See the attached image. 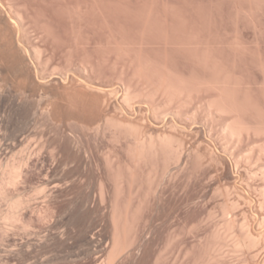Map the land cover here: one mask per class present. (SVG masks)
<instances>
[{
  "label": "rangeland",
  "instance_id": "374dc122",
  "mask_svg": "<svg viewBox=\"0 0 264 264\" xmlns=\"http://www.w3.org/2000/svg\"><path fill=\"white\" fill-rule=\"evenodd\" d=\"M0 10L6 19L12 22L15 41L17 39L16 42L19 41L27 51V65L35 80L38 79L36 83L45 82L48 91L55 90L63 94L66 91L65 96L76 92L71 96L73 98L76 95V99L73 98L76 101H72L69 95L68 98L72 102L69 103L67 97L56 102L52 95L47 94L45 88H37V85L34 86L26 78H22L24 73L17 68L12 70L14 68L11 69L1 61L4 55L0 52V70L7 69L6 72L3 71V76L1 74V79L8 84L5 83L4 91L12 90L11 93L6 91V102H0V112L7 118H3L7 122L2 129L3 134L1 131V142L11 145L16 139L24 141L22 149L19 148L15 155L11 156V159L16 157L15 160L28 153V146L33 149L41 144L44 147L46 145L44 150L48 159L44 169L48 175H55V179L52 175H47L46 178V173L41 178V174L37 173L35 175L37 179L40 177V180L35 181L40 184L41 179L53 178L55 185L53 183L49 189L59 184L61 190L58 199L48 207L43 203L41 194L37 193L42 188L45 192L49 191L48 186H24L22 183L13 188L17 193L22 192L28 200L32 199L30 202L32 201L33 205L29 220L26 221L30 229H19L20 224L17 227L11 226L14 228L11 234L15 233L11 238L13 245L27 243L26 250H31L32 255L25 259L26 262L15 258L10 263L103 264L114 242L113 231L117 229L124 251L122 249V254L117 255V259L111 264H264V223L260 220L264 215V206L258 201L262 198L260 190L263 180L260 168L257 167L264 165V155L257 157L255 150L256 157H253L251 162L246 159L251 149L248 145L262 142L264 144V131L261 129H264V0H0ZM15 11L20 13L14 16ZM5 26L0 24V31L5 29ZM24 31L29 32L27 36ZM22 34L25 36L24 41ZM34 45L37 49L38 46L41 47L43 55L41 52V55L35 54ZM38 58L40 62L47 64L46 67L38 62ZM41 67H45L43 70H47L46 73H42ZM23 71L27 72L24 68ZM38 74L45 76L44 79ZM23 79L24 83L21 81ZM180 86L184 87L180 89ZM99 87L101 91L115 89L116 95L104 97L100 92L97 93L100 91ZM169 87L174 90L175 87L184 89L185 92H174L172 89L171 95ZM89 88L92 92L94 89L98 90L92 94ZM125 88L134 92L136 101H131L132 105L128 107L123 100ZM228 91L232 94L227 93ZM13 93L16 94L14 97ZM19 93L30 98L26 109L22 111L16 109L14 104ZM177 93L181 94L178 96ZM225 93L232 96L230 99L228 96L229 104L226 103L230 112L226 109L223 112L224 109L221 108ZM9 96L12 97L8 100ZM11 99L14 101L11 102ZM70 104L74 105L73 108ZM153 107L158 110H153ZM254 108L256 111H253ZM118 109L125 114V118ZM27 112L33 113V116L28 118ZM49 113H52V116L48 117ZM107 115L125 122L123 132H117L116 128L104 124ZM212 116L216 118L213 120ZM238 117L244 121L241 122L243 125L248 124L256 129L261 126L263 133L258 135L261 131L258 130L257 133V130L253 131V128L247 127L251 136L249 132L245 133V143L229 141L224 136L221 123H227V120L232 123V119L235 122ZM220 119L227 120L223 122ZM129 120H132V123ZM128 123L139 127L137 129L141 131L134 129L136 134L155 133L157 136L174 133L168 134L170 137L175 136L172 137L173 140L183 138V149L181 148L179 153L181 156L175 158L178 161L175 162L174 156L170 155L172 162L168 159L171 164H167L170 166L168 171L163 170L165 163L161 162L165 157H159L160 161L155 160L158 158H154L155 161L147 158V164L142 161L144 158L141 161L136 158L135 161L136 156L133 157L132 153L135 151L133 141L137 135H133V130V133L129 131ZM23 147L26 150L24 154ZM18 151H21L22 157L18 155ZM197 156L198 159L195 158ZM128 173L132 174V177ZM247 177H250V180ZM133 178L135 179L132 180ZM117 183L119 186L124 184L122 186L125 188V194L121 190L122 186L119 188ZM119 189L121 196L117 192ZM240 193L244 197L246 195L252 203L239 196ZM127 198L131 200L127 202ZM115 200L119 201L121 209H126L122 207L125 203L133 209L132 211L128 207L126 211L129 210L130 217H125L127 220L124 218L122 224L112 220L111 206L116 203ZM1 203L0 206L3 204ZM40 203L43 205L40 206ZM2 207L6 209L7 205L3 204ZM246 219L250 222L246 223ZM237 220L239 223L242 220L246 222H237L240 227L233 226ZM228 222L234 224L228 225ZM245 225H248L247 228ZM258 225L263 228H257ZM223 228L224 230H221ZM238 230L256 236L262 234L260 246H251V250L250 247L239 244L238 240L243 241V234ZM220 233L223 234L220 236ZM41 238L43 241L50 239L49 243L52 244H49L47 249H40L38 245L41 244ZM220 238L222 239L219 240ZM29 243H32L30 247L34 246V251L33 248L30 249ZM2 244L1 242L0 245ZM3 245L0 246V259L6 256V252L8 255L10 250L18 248L13 246L10 249ZM246 247L251 251L246 250ZM37 250L39 251L36 252Z\"/></svg>",
  "mask_w": 264,
  "mask_h": 264
},
{
  "label": "bare ground",
  "instance_id": "6f19581e",
  "mask_svg": "<svg viewBox=\"0 0 264 264\" xmlns=\"http://www.w3.org/2000/svg\"><path fill=\"white\" fill-rule=\"evenodd\" d=\"M15 12H17V13H15ZM14 13H13V15L14 14H17L18 15V13H20V11H15ZM15 16V15H14ZM21 16V15H20ZM22 16L24 17V15L22 14ZM22 16H21V18H22ZM12 17V16H11ZM7 17H5L2 13H1V10H0V24L3 26V24H4V26L6 27L5 29H2L1 31H0V52L1 53H3V58L1 59V61H3V62H5L6 63V65L8 66V67H10L11 69L12 68H14V69H12V70H14L15 71V69L17 68V70L18 71H21V73H24L23 74V77L22 78H26V80H28L29 81V83H31V84H33L34 86H36L37 85V88H42V89H46V83L45 82H41V83H36L37 81L36 80H38V79H36L35 80V78H34V74L31 72V70L29 69V65H27V51L25 50V49H23L22 48V46L19 44V41H18V43L16 42L17 41V39H16V41H15V32H14V28H13V26H12V22L10 23L7 19H6ZM9 18V17H8ZM14 18V17H13ZM12 18V19H13ZM17 18H19V16L17 17ZM9 19H11V18H9ZM15 19V18H14ZM22 19H24V18H22ZM22 19H20L19 18V20H21L22 21ZM17 20V19H16ZM18 20V21H19ZM11 21V20H10ZM23 21H26V20H23ZM20 22V21H19ZM22 23V22H21ZM19 25H20V23H18ZM14 25V24H13ZM16 25V24H15ZM22 25H24V24H22ZM21 25V27L22 28H24L23 26ZM25 26H26V24H25ZM15 27V26H14ZM20 27V26H19ZM4 28V27H3ZM21 28V29H22ZM25 28H27V27H25ZM16 29V28H15ZM24 30V29H23ZM23 30H22V33H23ZM27 29H25V31H26ZM17 31V30H16ZM19 31V30H18ZM17 31V32H18ZM24 31V32H25ZM28 32V31H27ZM27 32H25L24 33V35L25 36H27ZM29 33V32H28ZM16 35H17V33H16ZM25 36H23V34L21 35V37L23 38V40L22 41H24L25 40ZM29 36H30V34H29ZM20 37V38H21ZM18 38H19V36H18ZM29 38V37H28ZM21 40V39H20ZM21 43V42H20ZM35 46V45H34ZM32 46L33 47V49L36 47V49L34 50L35 51V54L37 53V54H40V52H41V47L40 46H38V48L40 49V51H39V49H37V46ZM26 47V46H25ZM33 49H32V51H33ZM43 50V49H42ZM26 51V52H25ZM29 51V50H28ZM41 54L43 55V53L41 52ZM40 54V55H41ZM31 55V54H30ZM37 57V56H36ZM42 58H43V56H41ZM36 61H37V59H36ZM38 62H40V60H39V58H38ZM4 63V64H5ZM41 64L43 63V62H40ZM39 63V64H40ZM45 64V62L43 63V65ZM46 65L47 64H45L44 66L46 67ZM150 65V64H149ZM5 66V65H4ZM42 66V65H41ZM151 66V65H150ZM21 68V70L20 69H18V68ZM44 67V68H45ZM144 67V66H143ZM152 67V66H151ZM2 68V67H1ZM23 68L27 71V72H24L23 71ZM42 68V67H41ZM44 68H42V69H40V70H43ZM160 68V67H159ZM3 69V68H2ZM10 69V70H11ZM57 70H58V68H56ZM55 69V70H56ZM151 69V68H150ZM5 70V72H6V70L7 69H3V70H0V102H2L3 100H4V96H5V93H6V91H4V89H5V83L7 84V82L3 79H1V74H2V76H3V71ZM16 70V71H17ZM17 71V72H18ZM23 71V72H22ZM44 71H45V73H46V71L47 70H43V72L42 73H44ZM160 71V70H159ZM10 72V71H9ZM8 72V73H9ZM12 72V71H11ZM13 73V72H12ZM16 73V72H15ZM39 73H41V71L39 72ZM5 74V73H4ZM18 74V73H17ZM16 74V75H17ZM20 74V73H19ZM135 74V73H134ZM137 74V73H136ZM139 74V73H138ZM172 74V73H171ZM9 75V74H8ZM39 75V74H38ZM42 75V74H41ZM46 75V74H45ZM160 75V74H159ZM6 76V75H5ZM36 76H37V74H36ZM40 76V75H39ZM66 76H68V75H66ZM154 76V75H153ZM164 76V75H163ZM13 77V76H12ZM20 76H18V78H19ZM41 77V76H40ZM39 77V78H40ZM42 77H43V79H44V77L45 76H43L42 75ZM41 77V78H42ZM169 77V76H168ZM5 78V77H4ZM38 78V77H37ZM74 78V77H73ZM72 78V79H73ZM178 78V77H177ZM181 78V77H180ZM9 79V78H8ZM17 79V78H16ZM77 79V78H76ZM163 79V78H162ZM6 80H7V77H6ZM25 80V82H27ZM42 80V79H41ZM60 80V79H59ZM59 80H57V81H59ZM172 80V79H171ZM23 83H24V79L23 80H21ZM44 81V80H43ZM56 81V82H57ZM61 81V80H60ZM74 81V80H73ZM73 81H71L72 83H73ZM80 81V80H79ZM156 81V80H155ZM158 81V80H157ZM166 81V80H165ZM165 81H163V82H165ZM182 81H184V80H182ZM21 82V83H22ZM39 82V81H38ZM55 82V83H56ZM70 82V81H69ZM75 82V81H74ZM162 82V81H161ZM168 82V81H167ZM177 81H175V83H176ZM185 82V81H184ZM192 82V81H191ZM9 83V82H8ZM22 83V84H23ZM28 83V82H27ZM45 83V84H44ZM61 83V82H60ZM80 83H81V81H80ZM83 83V82H82ZM194 83V82H193ZM9 84H11V83H9ZM51 84H53V83H51ZM155 84V83H154ZM154 84H153V87H154ZM165 84V83H164ZM188 84V83H187ZM8 85V84H7ZM32 85V86H33ZM48 85V84H47ZM54 85V84H53ZM52 85V86H53ZM59 85V84H58ZM74 85V84H73ZM87 85V84H86ZM126 85V84H125ZM173 85V84H172ZM181 85H183V83L181 84ZM14 86V85H13ZM51 86V85H50ZM59 86H61V85H59ZM58 86V87H59ZM82 86H83V84H82ZM127 86V85H126ZM131 86V85H130ZM175 86V85H174ZM202 86V85H201ZM9 87H11V86H9ZM48 87V86H47ZM55 87V86H54ZM93 87V86H92ZM162 87L163 86H161V89H162ZM167 87V86H166ZM165 86H164V88H166ZM181 87L182 86H180L179 88L181 89ZM184 87V86H183ZM182 87V88H183ZM49 88H51V87H49ZM64 87H62V89H63ZM84 88V87H83ZM90 88H91V86H90ZM90 88H89V91H90ZM94 88V87H93ZM100 88V87H99ZM130 88H132V87H130ZM155 88V87H154ZM169 88H171V87H169ZM179 88H177V87H175V90H177V91H175L174 90V88L172 87L169 91V93H171L173 90H174V92H178V90H179V92H183L184 91V89H182V90H180ZM8 89V88H7ZM13 89V88H12ZM48 89V88H47ZM46 89V90H47ZM54 88H52V90H53ZM58 89V88H57ZM65 89V88H64ZM107 89V88H106ZM157 89H158V87H157ZM173 89V90H172ZM190 89V88H189ZM50 90V89H49ZM66 90V89H65ZM97 90H98V88H97ZM97 90H93V92L94 91H97ZM100 91H98L97 93H101V95L103 94L104 95V97L106 96H114V95H116V94H114L115 93V89H108V90H103L102 89V91H101V88L99 89ZM125 90H126V92H125V95H124V97H125V99H123L124 100V102H125V104L127 103L128 105H127V107L131 104V101H134V92L132 93L131 92V90L130 89H127V88H125ZM164 90V89H163ZM166 90V89H165ZM164 90V91H165ZM168 90V89H167ZM48 91V90H47ZM67 91H69V90H67ZM135 91V90H134ZM149 91H151V88H150V90ZM162 91V90H161ZM164 91H163V93H164ZM8 93H11L12 92V90L9 92V91H7ZM14 92V91H13ZM63 92V91H62ZM78 92V91H77ZM92 94H93V92L92 91H90ZM89 92V93H90ZM120 92V91H119ZM139 92V91H138ZM146 92V91H145ZM153 92V91H152ZM167 92V91H166ZM185 92V91H184ZM219 92V91H218ZM226 92V91H225ZM229 92H231V91H228L227 93H229ZM236 92H238V91H236ZM65 93H66V91H65ZM63 94V93H59L58 91H48L47 92V94H49L50 96L52 95L54 98H55V100H56V102L57 101H59V100H64V98H68V96L70 95V93H69V95L68 96H65V95H67V94ZM73 93L75 94L76 92H74L73 91ZM72 93V94H73ZM140 93V92H139ZM158 93H160L159 91H158ZM162 93V92H161ZM173 93V92H172ZM172 93H171V95H172ZM227 93H225L224 94V99H222V102H221V105H223V107H221V108H223L224 109V111L223 112H225V109L226 110H228L229 109V107H227L226 106V103H228V100L230 99V97H232L231 95H229V94H232V93H229V94H227ZM248 93V92H247ZM14 94V95H13ZM12 95H13V97L16 95L15 93H13ZM70 95L69 96V98L71 97V96H73V95ZM136 94V93H135ZM140 94H142V93H140ZM156 94V93H155ZM181 94V93H180ZM180 94H178L177 93V95L179 96ZM9 95H11V94H9ZM164 95V94H163ZM173 95H175V93L173 94ZM182 95H183V93H182ZM181 95V96H182ZM190 95V94H189ZM8 96V95H7ZM76 96V95H75ZM75 96L73 97V98H75ZM154 96H156V95H154ZM183 96H185V95H183ZM228 96H229V99H228ZM10 97H12V96H9V98H8V100L10 99ZM17 101L15 100H10L11 102H13L14 101V104H15V106L17 107L16 109H18V110H20V111H22V110H25L26 109V105H27V101H28V99L30 100V98L28 97V96H23V93L21 94V93H19L17 96ZM16 97L14 98V99H16ZM52 97V98H53ZM103 97V98H104ZM123 97V96H122ZM122 97H121V100H122ZM123 97V98H124ZM138 97V96H137ZM142 97V96H141ZM146 97V96H145ZM165 97H167L168 98V96H165ZM193 97V96H192ZM248 97V96H247ZM6 98V97H5ZM68 98V99H69ZM72 97H71V99H73ZM139 98V97H138ZM148 98H149V96H148ZM221 98V97H220ZM240 98V97H239ZM242 98H244V96L243 97H241V100H242ZM59 99V100H58ZM76 99V98H75ZM137 99V98H136ZM192 99V98H191ZM232 99V98H231ZM246 99H248V98H246ZM106 100H107V98H106ZM190 100V99H189ZM235 100V99H234ZM233 100V101H234ZM5 102H6V100H4ZM3 101V102H4ZM69 101V103L70 102H72V101H76V100H68ZM103 101V100H102ZM111 101V100H110ZM109 101V102H110ZM171 101V100H170ZM192 101V100H191ZM221 101V100H220ZM2 102V103H3ZM9 102V101H8ZM66 102V101H65ZM134 102H136V101H134ZM179 102H181V101H179ZM239 102V101H238ZM73 103H75V102H73ZM77 103V102H76ZM75 103V104H76ZM103 103V102H102ZM105 103H106V101H105ZM111 103V102H110ZM123 103V102H122ZM121 103V104H122ZM174 103H176V102H174ZM186 103V102H185ZM236 103V102H235ZM241 103H243L242 101H241ZM5 104V103H4ZM3 104V105H4ZM13 104V103H12ZM11 104V105H12ZM57 104V103H56ZM61 104V103H60ZM112 104V103H111ZM179 104H181V103H179ZM217 104V103H216ZM229 104V103H228ZM253 104V106H254V103H252ZM251 104V105H252ZM8 105H10V104H8ZM71 105V104H70ZM132 105V104H131ZM136 105V104H135ZM232 105V107H233V104H231ZM230 105V106H231ZM238 105V104H237ZM251 105H248V106H251ZM6 106V105H5ZM14 106V105H13ZM58 106V105H57ZM63 106V105H62ZM65 106V105H64ZM68 106V105H67ZM72 107L71 108H73V104L71 105ZM108 106H110V105H108ZM107 106V107H108ZM126 106V105H125ZM226 108H225V107ZM252 106V107H253ZM106 107V106H105ZM106 107V108H107ZM113 107H115L114 105H113ZM124 107V106H123ZM122 107V108H123ZM142 107V106H141ZM205 107H207V106H205ZM231 107V108H232ZM235 107H236V105H235ZM6 108V107H5ZM12 108V107H11ZM109 108V107H108ZM112 108V107H111ZM134 108V107H133ZM154 108H156V107H153V110H154ZM212 108H214V107H212ZM228 108V109H227ZM237 108V107H236ZM243 108V107H242ZM242 108H241V110H242ZM246 108V107H245ZM2 109V108H1ZM65 109V108H64ZM64 109H62V110H64ZM115 109H116V107H115ZM121 109V108H120ZM126 109V108H125ZM157 110H158V108H156ZM222 109V110H223ZM12 110V109H11ZM109 110V109H108ZM107 110V111H108ZM119 110V109H118ZM117 110V111H118ZM122 110V109H121ZM127 110V109H126ZM129 110V109H128ZM140 110V109H139ZM181 110V109H180ZM179 110V111H180ZM7 111V110H6ZM5 111V112H6ZM14 111H16L17 112V110H14ZM106 111V112H107ZM113 111V110H112ZM116 111V112H117ZM120 111V110H119ZM221 111V110H220ZM229 111V110H228ZM232 111V110H231ZM250 111V110H249ZM253 111H256L255 110V108L253 109ZM252 111V112H253ZM34 112V111H33ZM114 112V111H113ZM120 112H122V111H120ZM119 112V113H120ZM140 112V111H139ZM158 112V111H157ZM230 112V111H229ZM11 113H13V112H11ZM111 113V112H110ZM123 113V112H122ZM179 113H181V111L179 112ZM182 113H184V112H182ZM232 113V112H231ZM263 113V112H262ZM0 114H1V112H0ZM34 114H36V112L34 113ZM108 114V113H107ZM124 114V113H123ZM123 114H121V115H123ZM145 114V113H144ZM223 114V113H222ZM240 114H241V112H240ZM256 114V113H255ZM4 115V114H3ZM9 115H10V113H9ZM109 115V114H108ZM107 115V117L106 118H104V121H105V125L107 124V125H109V126H111V127H114V128H116V131L117 132H120V130H122V132H123V129L122 128H124V124H125V122L123 123V121H119L120 119H118L117 120V118H114V117H109ZM140 115H141V113H140ZM143 115V114H142ZM159 115H160V113H159ZM11 116V115H10ZM9 116V117H10ZM33 116V113H28L27 112V117L28 118H31ZM50 116H52V113H49L48 114V117H50ZM106 116V115H105ZM114 116V115H113ZM117 116H118V114H117ZM136 116V115H135ZM158 116V115H157ZM161 116V115H160ZM166 116V115H165ZM241 116V115H240ZM253 116V115H252ZM264 116V115H263ZM5 117V118H4ZM8 117V116H7ZM119 117V116H118ZM142 117V116H141ZM213 117V116H212ZM227 117V116H226ZM7 119L6 118V116L4 115V116H2V114L0 115V203H1V201H2V203L6 206L7 205V208L5 209V208H3L2 207V205L0 206V240H1V242L4 244V243H7V244H4L5 246H8V247H10V249H11V247L13 248V246H15V247H18V248H16V250L14 249V250H10V253H8V255H7V252H6V256H3L1 259H0V264H13V263H10V262H12L13 260H15V258H18V259H22V261L24 260L25 261V259L27 260V258H30V254L32 255V253L30 252L31 250H26V248H28V244L27 243H22V244H19L18 242H17V244H19V245H13V240H12V238H11V236H13L14 234H11V232L14 230V228L12 229L11 228V226H16L17 227V225L18 224H20V226L18 227L19 229H20V227H22L21 229L22 230H26L27 228H28V224H26V221H27V219L29 218V215H30V209L32 208V201L30 202V200H32V199H27V197L25 196H23V194H22V192H20V193H17L16 191L17 190H13V188L14 187H16L17 185H22V183L24 184V186L26 185V186H30V185H33V184H39L38 182V179L40 180V177L37 179V175H39V174H41L40 176H41V178L43 177L42 175L44 174V173H46L45 175H46V178H47V172H45V169H44V165H46L45 163L47 162V157L45 156V153H46V151L44 150L45 149V147H46V145H45V147L41 144V146H43V147H41L40 145V147H33V149L32 148H30V147H32V146H28V148L29 149H27L26 148V150H29L28 151V153L26 154V155H24L23 157L22 156H20V152H19V156L20 157H22V158H20L19 159V157H18V159L19 160H15L16 159V157H14L15 159H11V156H12V154H14L19 148H21V146H24L23 145V142L21 141V140H15V142H12L11 143V145H8V144H3L2 142H1V131H2V129L5 127L4 125L6 124L5 122H7V120L5 121L4 119ZM102 118V117H101ZM122 118V117H121ZM123 118H125V114H124V117ZM144 118H145V116H144ZM158 118V117H157ZM157 118H155V119H157ZM214 118H216V117H213V120H214ZM233 118V117H232ZM250 118V117H249ZM257 118V117H256ZM133 119V118H132ZM159 119V118H158ZM231 119V118H230ZM251 119V118H250ZM262 119V118H261ZM125 120V119H124ZM140 120V119H139ZM220 120H222V119H220ZM225 120H227V119H223L222 121L223 122H225ZM238 120H240V121H238ZM238 120H236L235 122H233V119H232V123H230L229 122V120H227V123L225 122V123H221V124H223V127H222V129H223V132H224V136H226L227 137V139H229V141L231 140V142H234V141H237V142H239V143H243L245 140L244 139H246L245 138V133H248L250 136H251V132L249 131V129L247 128V127H249V128H251V125H249L248 126V124L245 126V125H243L242 123H244V121H241V119H240V117H238ZM256 120V119H255ZM258 120V119H257ZM259 120H260V117H259ZM130 121V120H129ZM132 121V120H131ZM130 121V122H131ZM141 121V120H140ZM139 121V122H140ZM147 121V120H146ZM129 122V123H130ZM144 122H145V120H144ZM242 122V123H241ZM259 122V121H258ZM263 122V121H262ZM128 123V124H129ZM132 123V122H131ZM136 123V122H135ZM142 123V122H141ZM261 123V122H260ZM264 123V122H263ZM8 124V123H7ZM127 124V125H128ZM143 124V123H142ZM135 125V124H134ZM146 125V124H145ZM256 125V124H255ZM254 125V126H255ZM259 126V125H258ZM264 126V125H263ZM110 127V128H111ZM129 127V128H128ZM128 129H129V131H131L132 132V130L135 132V133H133V135L135 136V135H137L136 137H135V141H133V142H135V143H133V144H135V147H134V153H132L133 155V157L134 156H136V157H134L135 158V161H137V159H139V161H141V159H143L142 161H146V159L147 158H152V160L153 161H155V160H157V161H160V159L161 158H164V160L162 161V159H161V162L165 165V167H164V169L163 170H165L166 171V169H167V171H168V167H170L169 165H167V164H170L171 162H172V157L175 159V158H179V156H181V155H179V153H181L180 151H181V148H182V146H183V141H182V139H181V137H180V140H179V138L177 139V138H175L174 140L172 139V137L174 136V135H172L171 137H170V135L171 134H174V133H167V134H163V135H155V133H154V135L152 134V135H150V134H139V132H137L138 134H136V131H138L139 129H137V128H139V127H137L136 128V125L135 126H133L132 124L130 125H128ZM143 128H144V126H142ZM142 127L140 128V129H142ZM148 127V126H147ZM175 127V126H174ZM179 127V126H178ZM260 127L261 126H259V129L257 128H254V127H252L251 129L253 130V131H255V130H257V133L259 132V131H261V133H258V135L260 134H262L263 133V131H264V129H263V127L260 129ZM6 128H7V126H6ZM126 128V127H125ZM126 128V129H127ZM136 128V129H135ZM170 128V127H169ZM172 128H173V126H172ZM131 129V130H130ZM136 131H135V130ZM145 130H146V128H144ZM149 129V128H148ZM171 129V128H170ZM177 129V128H176ZM175 129V130H176ZM5 130V129H4ZM112 130H113V128H112ZM115 130V129H114ZM144 130V131H145ZM152 130V129H151ZM158 130V129H157ZM182 130H183V128H182ZM251 130V131H252ZM259 130V131H258ZM125 131H127V132H129L128 130H125ZM139 131H141V130H139ZM143 131V132H144ZM149 131H150V129H149ZM155 131V130H154ZM174 131V130H173ZM172 131V132H173ZM177 131V130H176ZM179 131H180V129H179ZM252 131V132H253ZM117 132H115L116 134H117ZM130 132V133H131ZM146 132H147V130H146ZM113 133H114V131H113ZM131 133V134H132ZM151 133H152V131H151ZM256 133V132H255ZM2 134H3V131H2ZM116 134H114V136L116 135ZM120 135H122L121 133H119ZM126 135L128 134V133H125ZM159 134V133H158ZM168 134H170V135H168ZM222 134V133H221ZM264 134V133H263ZM119 135V136H120ZM168 135V136H167ZM253 135H254V133H253ZM117 136V135H116ZM115 136V137H116ZM256 136V135H255ZM254 136V137H255ZM14 137V136H13ZM20 137V136H19ZM118 137V136H117ZM122 137V136H121ZM130 137H131V135H130ZM133 137V136H132ZM175 137V136H174ZM173 137V138H174ZM15 138H17V136L15 137ZM6 139V138H5ZM10 139V138H9ZM13 139V138H12ZM19 139V138H18ZM117 139V138H116ZM177 139V140H176ZM3 140V139H2ZM117 140H119V139H117ZM124 140V139H123ZM127 140V139H126ZM176 140V141H175ZM179 140V142H177ZM5 141V140H4ZM14 141V140H13ZM120 141H121V139H120ZM128 141H130V140H128ZM228 141V140H227ZM8 142L10 143V140H8ZM7 142V143H8ZM248 142V141H247ZM178 143V144H177ZM245 143V142H244ZM263 143V142H262ZM262 143H259V144H251V145H253V146H250V145H248L249 147H251V149H249V153L248 152H246V153H248L247 155H246V159L248 160V162H251V160H253L252 158L253 157H256L255 155H254V152H255V150H257V152H256V154H257V157H261V156H263L264 155V144H262ZM176 144V145H175ZM229 144V143H228ZM231 144V143H230ZM130 146H131V144H129ZM239 145V144H238ZM132 146H134V145H132ZM131 146V147H132ZM247 146V147H248ZM27 147V146H26ZM236 147V146H235ZM239 147V146H238ZM22 149V148H21ZM20 149V150H21ZM30 149H32V150H30ZM132 149V148H131ZM183 149V148H182ZM25 149H24V147H23V154H24V152L26 151ZM194 150V149H193ZM45 151V152H44ZM231 151V150H230ZM245 152V151H244ZM196 153H197V151H196ZM243 153V152H242ZM131 154V153H130ZM194 154V153H193ZM15 155V154H14ZM172 157H171V156ZM178 155V156H177ZM196 155V154H195ZM244 155V154H243ZM51 156V155H50ZM49 156V157H50ZM131 156V155H130ZM131 156V157H132ZM242 156V155H241ZM13 157V156H12ZM159 157H161V158H159ZM168 157H171V158H168ZM243 157V156H242ZM52 158V157H51ZM137 158V159H136ZM154 158H158V159H155L154 160ZM195 158H197L198 159V156L197 157H195ZM168 159H169V162L170 163H168ZM177 159H175L176 161L175 162H177L178 160ZM148 160V159H147ZM151 160V159H150ZM167 162H166V161ZM180 160V159H179ZM237 160H238V158H237ZM50 161V160H49ZM138 161V162H139ZM156 161V162H157ZM174 161V160H173ZM258 161V160H257ZM254 162H255V160H254ZM146 163V162H145ZM151 163V162H150ZM150 163H149V166H150ZM157 163H159V162H157ZM179 163V162H178ZM256 163V162H255ZM254 163V164H255ZM48 164V163H47ZM135 164H137V163H135ZM141 165H142V162L140 163ZM147 164V163H146ZM159 164H161V163H159ZM159 164H157V165H159ZM254 164H252V165H254ZM53 165V164H52ZM51 165V166H52ZM109 165V164H108ZM133 165H134V163H133ZM151 165H153V164H151ZM155 165H156V163H155ZM154 165V166H155ZM167 165V166H166ZM171 165V164H170ZM153 166V167H154ZM237 167H238V165H236ZM235 166V167H236ZM140 167V166H139ZM258 168H260V171H261V174H262V180H263V185H261L262 186V188H261V190H260V192H261V196H262V198L261 199H259L258 201H260V205H262V206H264V165H260V166H257ZM132 168H134V167H132ZM132 168H130V169H132ZM253 168V167H252ZM50 169V168H49ZM48 169V170H49ZM255 169V168H254ZM253 169V170H254ZM47 170V169H46ZM47 170V171H48ZM53 170V172H54V169H52ZM259 170V169H258ZM117 171H119L120 172V170H117ZM127 171V170H126ZM129 171V170H128ZM250 171V170H249ZM50 172H52V171H50ZM52 172V173H53ZM130 172H131V170H130ZM133 172H134V169H133ZM38 173V174H37ZM49 173V172H48ZM116 173V172H115ZM164 173H166V172H164ZM164 173H163V175H164ZM250 173V172H249ZM253 173V172H252ZM35 174H37V175H35ZM50 174V173H49ZM54 174V173H53ZM118 174V173H117ZM116 174V175H117ZM129 174V176L131 175V177H132V174H130V173H128ZM254 174H256V172H254ZM44 175V176H45ZM50 175H52V174H50ZM50 175H48V177L50 176ZM135 175V174H134ZM36 176V177H35ZM53 176V175H52ZM52 176H50V177H52ZM55 176V175H54ZM53 176V177H54ZM119 176H121V173H120V175ZM256 176V175H255ZM123 177H125V176H123ZM130 177V178H131ZM134 177V176H133ZM150 177V176H149ZM45 178V177H44ZM116 178H117V176H116ZM120 178V177H119ZM250 178V177H249ZM248 177H247V179H249ZM37 179V180H36ZM52 179V180H51ZM51 179H47V180H45V179H41V181H40V184H43V185H46V186H48V190L49 191H44L43 190V188L40 190V191H38L37 193L38 194H41L40 196H42L41 198H42V200L44 199V201H43V203H45L48 207H49V205L50 204H52V202H54V201H56L57 199H58V197L60 196V191L61 190H59V184H57L58 186H55L53 189H49L51 186L50 185H52L53 183V185H55V182L53 181L54 179H55V177H54V179L53 178H51ZM127 179V178H126ZM135 178H133L132 180H134ZM38 181V182H36V181ZM123 180H125V178L123 179ZM132 180H131V184H132ZM250 180V179H249ZM34 181L36 182V183H34ZM114 181H117V180H114ZM121 181V180H120ZM244 181V180H243ZM118 182V181H117ZM125 182V181H124ZM249 182V181H248ZM21 183V184H20ZM127 183H128V185L129 186H131L130 184H129V181H127ZM40 184H39V186H40ZM118 184V187L120 188L122 185H124V184H122V185H120L119 186V183H117ZM120 184H121V182H120ZM126 184V183H125ZM127 184H126V186H128ZM246 185V184H245ZM250 185V184H249ZM249 185H247V187L249 186ZM23 186V187H24ZM50 186V187H49ZM115 186H117V185H115ZM125 186V187H126ZM22 187V188H23ZM37 187V186H36ZM36 187H33V188H36ZM43 187V186H42ZM118 187H117V189H118ZM252 187V186H251ZM250 187V188H251ZM19 188V187H18ZM17 188V189H18ZM28 188V187H27ZM45 188V187H44ZM47 188V187H46ZM52 188V187H51ZM103 188V187H102ZM129 188V187H128ZM37 189V188H36ZM36 189H34V190H36ZM40 189V188H39ZM38 189V190H39ZM61 189V188H60ZM123 189H125V188H123V186L121 187V190H123ZM132 189V188H131ZM247 189V188H246ZM22 190H24V189H22ZM47 190V189H46ZM129 190V189H128ZM229 190V189H228ZM251 190V189H250ZM120 191V189L119 190H117V192H119ZM252 191V190H251ZM256 191V190H255ZM18 192H19V189H18ZM34 192V191H33ZM116 192V193H117ZM122 192V191H121ZM125 192V190H123V193ZM227 192V191H226ZM232 192H233V190H232ZM232 192H230L231 194H232ZM237 192H238V190H237ZM240 192V191H239ZM246 192V191H245ZM259 192V193H260ZM103 193H104V191H103ZM120 193V192H119ZM229 193V194H230ZM234 194H235V192H233ZM242 193V192H241ZM240 193V195L239 196H242V194ZM259 193H258V195H259ZM118 194V193H117ZM116 194V195H117ZM125 194V193H124ZM133 194V193H132ZM239 194V193H238ZM28 195V194H27ZM30 195H32L31 193H30ZM30 195H28L29 197H31L32 198V196H30ZM120 196H121V193L119 194ZM119 195H117V196H119ZM235 195H237V194H235ZM243 195H245V194H243ZM257 195V196H258ZM34 196H36V197H39V196H37V195H34ZM231 196V195H230ZM238 197V196H237ZM242 197H244V196H242ZM115 198V197H114ZM119 198V197H118ZM239 198V197H238ZM244 198H246V195H245V197ZM258 198V197H257ZM260 198V197H259ZM35 199V198H34ZM117 199V198H116ZM125 199V201H126V198L125 197H123V200ZM235 199H237V198H235ZM240 199H241V197H240ZM247 199V198H246ZM129 200H131V199H128L127 198V202L129 201ZM133 200V199H132ZM239 200V199H238ZM248 200V199H247ZM251 200H252V198H251ZM38 201H40V200H38ZM37 201V202H38ZM116 201V200H115ZM121 201V200H120ZM242 202H243V198H242V200H241ZM244 201H245V199H244ZM248 201H250V200H248ZM247 201V202H248ZM255 200H253V202H254ZM119 201H116V203H114L113 204V206H111V208L113 207V209H111V210H113V212L110 214L111 216H112V220H113V222H119V223H121V221L122 220H124V218L125 217H127V218H129L130 217V213L128 212V211H126L127 209H129V208H131L129 205H128V203H125V206H122V207H125L126 209H124L123 210V208L121 209V207H120V205H119V203H118ZM123 202V201H122ZM233 202V201H232ZM240 202V201H239ZM121 203V202H120ZM229 203V202H228ZM231 203V202H230ZM234 203H235V201H234ZM250 203H252L251 201H250ZM35 204H36V202H35ZM41 204L42 203H40V206H41ZM122 204V203H121ZM225 204H226V202H225ZM224 204V205H225ZM246 204V203H245ZM249 204V203H248ZM37 205H38V203H37ZM43 205V204H42ZM112 205V204H111ZM123 205H124V203H123ZM131 205V204H130ZM141 205V204H140ZM227 205V204H226ZM244 205V204H243ZM250 205V204H249ZM35 206V205H34ZM51 206V205H50ZM132 206V205H131ZM139 206V205H138ZM228 206V205H227ZM255 206V205H254ZM261 206V207H262ZM3 208V210H2V208ZM129 207V208H128ZM224 207V206H223ZM241 207H243V206H241ZM257 207V206H256ZM34 208V207H33ZM36 208V207H35ZM40 208V207H39ZM134 208V207H133ZM139 208V207H138ZM228 208V207H227ZM246 208H247V204H246ZM249 208V207H248ZM5 209V210H4ZM132 209V208H131ZM239 209V208H238ZM258 209V208H257ZM262 209H264V207L262 208ZM37 210V209H36ZM137 210V212L139 211L138 209H136ZM136 210L134 211V212H136ZM140 210H141V208H140ZM225 210V209H224ZM229 210V209H228ZM232 210V209H231ZM132 211H133V209H132ZM233 211H235V210H233ZM35 211L33 210V213H34ZM41 212H42V210H41ZM45 212V211H44ZM133 212V213H134ZM140 212V211H139ZM225 212V211H224ZM262 212V214H263V210L261 211ZM37 213V212H36ZM40 213V212H39ZM132 213V212H131ZM245 213V212H244ZM243 213V214H244ZM252 213V212H251ZM260 213V212H259ZM47 214V213H46ZM138 214H140V213H138ZM228 214V213H227ZM232 214V213H231ZM233 214H234V212H233ZM246 214V213H245ZM35 215V214H34ZM36 215H38V214H36ZM42 215V214H41ZM43 215H45V214H43ZM50 215V214H49ZM109 215V216H110ZM128 215V216H127ZM252 215H254V214H252ZM33 216V215H32ZM139 216V215H138ZM236 216V215H235ZM251 216V215H250ZM42 218H43V216H41ZM225 217H227V216H225ZM229 217V216H228ZM241 217H243V215L241 216ZM247 217H249V216H247ZM252 217V216H251ZM253 217H255V216H253ZM261 217V216H260ZM138 218V217H137ZM231 218V217H230ZM233 218V217H232ZM236 218H238V217H236ZM244 218H245V215H244ZM96 219V218H95ZM110 219V218H109ZM126 219V218H125ZM227 219H229V218H227ZM248 219V218H247ZM246 219V221H244V220H242V221H244V222H246V223H248V221L249 220H247ZM29 220V219H28ZM31 220V219H30ZM39 220H40V217H39ZM41 220H43V219H41ZM44 220H46L45 219V216H44ZM111 220V219H110ZM127 220V219H126ZM132 220H134V216H133V219ZM229 220H231V219H229ZM228 220V221H229ZM260 220H262L263 221V223H264V215H262V217H261V219ZM128 221H130V219H128ZM227 221V220H226ZM225 221V222H226ZM241 221V220H240ZM241 221V222H242ZM254 221V220H253ZM29 222V221H28ZM27 222V223H28ZM31 222V221H30ZM29 222V223H30ZM127 222V221H126ZM224 222V223H225ZM233 222V221H232ZM232 222H228V225H233L234 223H232ZM235 222V221H234ZM237 222H238V220L236 221V224H234L233 226H235V225H237ZM241 222L239 223V224H241ZM250 222V221H249ZM258 222H259V220H258ZM129 223V222H128ZM245 223V224H246ZM260 223H262V222H260ZM118 224V223H117ZM122 224V223H121ZM23 225V226H22ZM123 225H125V224H123ZM226 225V224H225ZM224 225V226H225ZM248 225H250V224H248ZM247 225V226H248ZM263 225V224H262ZM262 225H258V226H256L257 228L258 227H260V226H262ZM113 226H115L114 224H113ZM120 226V225H119ZM126 226V225H125ZM125 226H123V227H125ZM223 226V227H224ZM237 226H239V225H237ZM236 226V227H237ZM247 226L245 225V228H247ZM251 226V225H250ZM118 227V226H117ZM116 227V228H117ZM121 227H122V225H121ZM120 227V228H121ZM127 227V226H126ZM236 227H233V228H236ZM240 227V226H239ZM243 226H241V230L243 229L242 228ZM95 228V227H94ZM262 228H263V226H262ZM28 229H30V228H28ZM96 229V228H95ZM218 229V228H217ZM216 229V230H217ZM229 229V228H228ZM237 229H239L238 227H237ZM260 229V228H259ZM258 229V230H259ZM17 230V229H16ZM120 230V229H119ZM221 230H224V228L223 229H221ZM234 230V229H233ZM21 231V230H20ZM94 231V230H93ZM120 231H122V229L120 230ZM125 231V230H124ZM123 231V232H124ZM227 231V230H226ZM225 231V232H226ZM239 231V230H238ZM15 232V231H14ZM22 232V231H21ZM25 232V231H24ZM29 232V231H28ZM115 234H114V242H113V244H112V246H111V248H110V250H108V254H107V257H106V259H105V262H107L108 264H111V262L113 261V260H115V258H116V256L117 255H119L121 252H122V249H123V251H124V247H122V245L121 244H123V243H121V241H120V238L119 237H121V236H119L120 235V233L117 231V229H115V231H113ZM223 232V231H222ZM234 232V231H233ZM232 232V233H233ZM240 232V231H239ZM43 233V232H42ZM235 233H236V231H235ZM241 234H243L242 236V242H240L239 240H238V242H239V244H243V245H245V246H247V247H250L249 249H251V246L253 247V248H258L259 246H260V244H261V240H263V239H261V235H254V234H251V233H244V231H243V233H242V231L240 232ZM252 233H253V230H252ZM254 233H256V232H254ZM215 234V233H214ZM223 234V233H222ZM221 233H220V236L222 235ZM260 234V233H259ZM35 235H36V233H35ZM38 235V234H37ZM47 235V234H46ZM45 235V236H46ZM124 235V234H123ZM234 235V234H233ZM232 235V236H233ZM24 236H25V234H24ZM28 236V235H27ZM30 236V235H29ZM44 236V235H43ZM212 236V235H211ZM225 236V235H224ZM241 236V235H240ZM263 236V235H262ZM41 237V236H40ZM230 237H231V235H230ZM244 238V239H243ZM222 238H220L219 240H221ZM234 239V238H233ZM238 239V238H237ZM236 239V240H237ZM16 240V239H15ZM28 240V239H27ZM26 240V241H27ZM30 240V239H29ZM32 240V239H31ZM34 240V239H33ZM38 240H39V238H38ZM41 240H42V238H41ZM91 240H93V238L91 239ZM125 240V239H124ZM127 240V239H126ZM218 240V239H217ZM228 240V239H227ZM235 240V239H234ZM241 240V239H240ZM17 241V240H16ZM23 241V240H22ZM49 241H51L50 239H48V238H46V240L45 241H41V244L39 243V245H38V247H40V249L42 248V249H47L48 247H49V244H52L51 242L49 243ZM55 241V240H54ZM0 242V243H1ZM32 242H34V241H32ZM94 242H96V241H94ZM125 242H127V241H125ZM215 242V241H214ZM222 242V241H221ZM264 242V241H263ZM37 243V242H36ZM2 244V245H3ZM32 244V243H31ZM30 243H29V247H30V245H31ZM35 244V243H34ZM55 244V243H54ZM57 244V243H56ZM62 244V243H61ZM92 244V243H91ZM212 244H213V242H212ZM224 244V243H223ZM264 244V243H263ZM2 245H0V246H2ZM3 245V246H4ZM124 245H125V243H124ZM232 245V244H231ZM236 245V244H235ZM237 245H238V243H237ZM257 245H259V246H257ZM4 246V247H5ZM52 246H54V245H52ZM51 246V247H52ZM125 246H127V244L125 245ZM218 246V245H217ZM220 247H223V246H221V245H219ZM218 246V247H219ZM234 246V245H233ZM256 246V247H255ZM264 246V245H263ZM34 247V246H33ZM33 247H30V249H32ZM37 247V246H36ZM35 247V248H36ZM212 247V246H211ZM247 247H246V250H248L247 249ZM109 248V247H108ZM234 248V247H233ZM235 248H237L236 246H235ZM243 248V247H242ZM252 248V249H253ZM264 248V247H263ZM217 250H218V248H216ZM240 249V248H239ZM251 249V250H252ZM260 249V248H259ZM2 250V249H1ZM9 250V249H8ZM250 250V251H251ZM258 250V249H257ZM261 250V249H260ZM32 251H34V248L32 249ZM39 250H37L36 252H38ZM42 251V250H41ZM216 251V250H215ZM221 251V250H220ZM242 251V250H241ZM249 251V250H248ZM247 251V252H248ZM249 251V252H250ZM262 251V250H261ZM264 251V250H263ZM9 252V251H8ZM30 252V253H29ZM217 252H219V251H217ZM237 252V251H236ZM253 252V251H252ZM258 252H260V251H258ZM256 253V252H255ZM264 253V252H263ZM262 253V254H263ZM3 254V253H2ZM104 254V253H103ZM122 254V253H121ZM243 254H245V253H243ZM261 254V255H262ZM257 255V254H256ZM2 256V255H1ZM104 256V255H103ZM256 257H259V256H256ZM118 258H119V256H118ZM254 258V257H253ZM117 259V258H116ZM21 261V263H23ZM15 262H17V261H14V263ZM20 262V261H19ZM26 262V261H25ZM103 262V261H102ZM105 262H103V264L105 263ZM17 264V263H16ZM20 264V263H19Z\"/></svg>",
  "mask_w": 264,
  "mask_h": 264
}]
</instances>
